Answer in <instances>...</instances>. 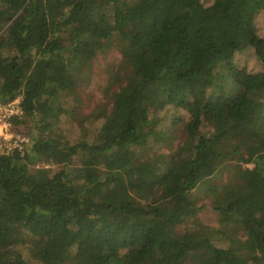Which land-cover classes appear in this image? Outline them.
Returning <instances> with one entry per match:
<instances>
[{"label":"trees","instance_id":"1","mask_svg":"<svg viewBox=\"0 0 264 264\" xmlns=\"http://www.w3.org/2000/svg\"><path fill=\"white\" fill-rule=\"evenodd\" d=\"M258 20L264 0H0V104L29 136L0 155V264H264ZM111 48L117 90L72 141L62 95Z\"/></svg>","mask_w":264,"mask_h":264},{"label":"rangeland","instance_id":"2","mask_svg":"<svg viewBox=\"0 0 264 264\" xmlns=\"http://www.w3.org/2000/svg\"><path fill=\"white\" fill-rule=\"evenodd\" d=\"M259 25H264V23L258 20ZM120 62V55L116 49L111 48L105 54H99L95 60H93L86 74L80 75L75 80L74 89L71 92H66L62 95L61 102L66 107L67 110H75L76 115L70 117L60 118L58 128V133L63 134L70 140L74 141L80 136H83L84 133L89 132L90 128L85 129L83 132L77 126L75 121L78 116L87 115L90 112L94 111L96 106H99L103 103H107L110 97V94L117 90L116 86L106 92V89L109 87V78L110 74L115 71L117 65ZM237 65L239 68H245L248 72L254 73L260 70L259 66L253 63L251 56H243L237 60ZM109 89V88H108ZM168 116V113L165 114V117ZM168 123L165 120V126ZM20 131H27L25 127H20ZM22 136H26L18 132ZM172 146L176 145L178 142L177 135L173 134ZM27 137V136H26ZM29 138V136L27 137ZM169 149V147H166ZM167 149L156 146L153 151L167 152ZM44 168L50 167L48 164L41 165ZM40 164H36L33 167H41ZM195 203L199 207L201 205H207L209 202L208 198H205L198 193L195 194ZM198 220L208 226L218 227V216L214 213L209 206L204 207L198 215Z\"/></svg>","mask_w":264,"mask_h":264},{"label":"built area","instance_id":"3","mask_svg":"<svg viewBox=\"0 0 264 264\" xmlns=\"http://www.w3.org/2000/svg\"><path fill=\"white\" fill-rule=\"evenodd\" d=\"M21 97H17L7 104H0V155H8L17 150L22 152L28 142L26 136H22L11 126L12 119L21 115Z\"/></svg>","mask_w":264,"mask_h":264}]
</instances>
